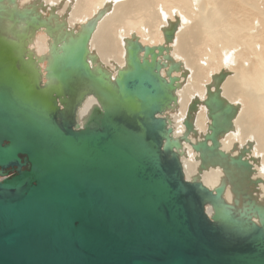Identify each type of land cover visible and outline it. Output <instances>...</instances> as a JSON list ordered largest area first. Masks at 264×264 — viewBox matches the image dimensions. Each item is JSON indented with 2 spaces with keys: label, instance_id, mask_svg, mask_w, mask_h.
<instances>
[{
  "label": "water",
  "instance_id": "95a60500",
  "mask_svg": "<svg viewBox=\"0 0 264 264\" xmlns=\"http://www.w3.org/2000/svg\"><path fill=\"white\" fill-rule=\"evenodd\" d=\"M174 31L164 29L166 42ZM88 39L52 57L56 82L43 85L33 56L0 37V264H264V211L253 208L259 224L233 217L223 186L184 177L161 115L177 80L159 73L164 47L140 58L132 43L110 84L86 61ZM64 52L81 64L74 91L56 67ZM86 94L98 105L79 126ZM210 102L223 120L232 111L217 95Z\"/></svg>",
  "mask_w": 264,
  "mask_h": 264
},
{
  "label": "bare ground",
  "instance_id": "6f19581e",
  "mask_svg": "<svg viewBox=\"0 0 264 264\" xmlns=\"http://www.w3.org/2000/svg\"><path fill=\"white\" fill-rule=\"evenodd\" d=\"M223 8L232 12L233 0H0V37L16 42L22 55L33 56L43 85L56 82L46 75L52 57L81 35L89 37L86 61L91 71L110 84L118 71L128 68L132 43L140 44V58H146L145 46H163L157 56L159 73L177 80L173 100L161 115L177 143L173 150L185 179L211 190L223 186L220 203L227 212L259 224L253 208L264 211V21L248 29L241 23L233 26ZM241 8L236 6L235 12ZM172 25L173 39L166 42L163 31ZM222 71L226 77L218 82ZM214 95L232 108L224 120L210 102ZM97 105L86 94L77 107L76 124L82 126ZM211 132L215 146L207 138ZM202 142L205 147H196ZM206 212L212 214V208Z\"/></svg>",
  "mask_w": 264,
  "mask_h": 264
},
{
  "label": "rangeland",
  "instance_id": "374dc122",
  "mask_svg": "<svg viewBox=\"0 0 264 264\" xmlns=\"http://www.w3.org/2000/svg\"><path fill=\"white\" fill-rule=\"evenodd\" d=\"M213 1V0H211ZM218 2V0H217ZM234 2V10L232 9V12L230 10V8H223V11H228L225 12L227 18L230 17V20L228 22H231V25L233 24V26L235 25L234 23H241L242 26L247 27V29L249 27H257L259 25V19H262L264 21V0H247V2L249 3H253L255 6L259 5L261 6V10L258 11V8H251L250 6H246L247 3L243 2L242 0H233ZM241 2V3H240ZM259 3V4H258ZM242 6L241 11L239 12H235V7L236 6ZM212 5H210L209 7H212ZM208 9V8H207ZM261 11V12H260ZM230 13L232 15H230ZM234 17L232 19V17ZM240 19V20H239ZM250 25V26H249ZM254 25V26H253ZM246 29V30H247ZM245 33H247V31H245ZM0 48L3 49L2 46H0ZM233 53V52H232ZM73 55L69 52H64L61 55V58L57 61V70L59 72V74H61L64 79H65V87L68 88L70 91H74L76 89V86H78L79 84V79L76 78L79 70V67L81 66L79 60H74V62L70 61L73 60L72 59ZM16 78L17 80L19 78H17V76L15 75V73H12V78ZM19 81V80H18ZM177 125H179V122H176ZM182 125H184V121H182ZM194 125V124H192ZM185 129V128H184ZM185 131V130H184ZM206 209H209V207L207 206Z\"/></svg>",
  "mask_w": 264,
  "mask_h": 264
}]
</instances>
